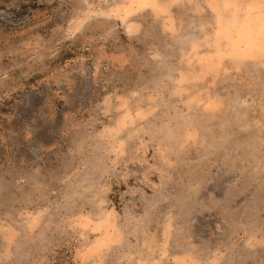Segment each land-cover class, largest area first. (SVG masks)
I'll return each mask as SVG.
<instances>
[{
	"label": "rangeland",
	"instance_id": "obj_1",
	"mask_svg": "<svg viewBox=\"0 0 264 264\" xmlns=\"http://www.w3.org/2000/svg\"><path fill=\"white\" fill-rule=\"evenodd\" d=\"M0 264H264V0H0Z\"/></svg>",
	"mask_w": 264,
	"mask_h": 264
}]
</instances>
